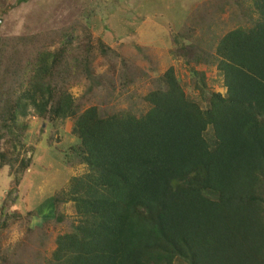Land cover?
<instances>
[{"label":"trees","instance_id":"obj_1","mask_svg":"<svg viewBox=\"0 0 264 264\" xmlns=\"http://www.w3.org/2000/svg\"><path fill=\"white\" fill-rule=\"evenodd\" d=\"M249 1L250 27L216 37L206 56L181 35L184 64L214 65L223 80L225 93H206L204 107L187 97L169 67L141 97L145 112L133 105L107 114L96 105L83 108L67 87L52 82L66 83L75 69L91 72L86 55L69 53L80 31H63L54 45L52 37L3 41L11 49L5 71L14 85L0 141L7 131L18 142V121L30 112L47 120L39 128L45 142L57 122L70 120L74 142L61 163L86 168L50 197L52 215L44 224L62 222L66 203L77 220L57 235L43 264H264V0ZM118 58L119 69L107 66L104 73L118 80V89L111 86L119 94L148 76ZM191 73L203 93L204 75ZM25 257L14 250L0 264H23Z\"/></svg>","mask_w":264,"mask_h":264},{"label":"rangeland","instance_id":"obj_2","mask_svg":"<svg viewBox=\"0 0 264 264\" xmlns=\"http://www.w3.org/2000/svg\"><path fill=\"white\" fill-rule=\"evenodd\" d=\"M250 4L249 0H0V51H4L0 101L5 105L4 109L0 106V119L7 117L6 100L7 96H12L8 87L14 85L5 71L12 56L8 53L11 49L3 41L22 37L36 43L52 37L51 45H54L60 41L58 37L63 31L72 29L80 34L68 47L69 53L86 55L91 61V72L75 69L63 79L66 83L52 82L67 87L83 108L96 105L107 114L116 109L133 110V105L136 112H145L147 105L141 97L152 89V79L169 67L174 69L187 97L204 107L206 93H225L222 77L214 65L186 66L180 46L184 39L193 40L200 54L206 56L212 52L216 37L238 26L250 27V20L255 18L249 19ZM184 33L187 34L183 39ZM118 55L126 66L130 64L133 70L148 76L142 84H133L127 92L119 94L113 89L119 84L118 80L104 73L107 66L108 70L113 65L119 69L122 62ZM192 69L204 75L203 93L195 86L193 79L197 76H192ZM98 82L100 88H97ZM31 114L18 121L23 125L18 131V142L10 141L11 135L1 131L0 257L7 255L10 259L17 250L26 255L23 264L26 259L38 258L34 264H43L42 257H49L53 252L57 235L67 232L69 223L77 220L72 203H66L60 205L62 222L43 223L52 215L50 197L54 195L44 193L48 191L47 184L54 183L51 178L56 176L51 167L63 160L74 138L72 122L66 120L57 122L46 133V142L41 140L43 131L39 128L47 126V120H37ZM43 142L47 146L39 144ZM39 158L47 161L43 163L46 167L38 162ZM23 162L28 163L24 169L21 168ZM72 167L73 175L85 173V166ZM33 210L36 216L32 215Z\"/></svg>","mask_w":264,"mask_h":264},{"label":"crops","instance_id":"obj_3","mask_svg":"<svg viewBox=\"0 0 264 264\" xmlns=\"http://www.w3.org/2000/svg\"><path fill=\"white\" fill-rule=\"evenodd\" d=\"M72 142H74V139H72ZM59 166H61V167H59ZM51 168H52V172H55V174H56V176H53L51 178L55 184L54 183L47 184L46 188L48 189V191L44 192L46 195H49V194L54 195L57 191H59L61 189H65L69 183L70 178L82 175V174H80V175L71 174L70 171L74 168L68 167L61 162L59 163L58 166L55 165ZM83 168H85V167H83ZM53 169H55L56 171H54ZM28 170L30 171V169H28ZM59 175H61V178H59ZM39 188H40V186H39ZM40 190H41V188H40ZM50 190H52V191H50ZM42 191H43V187H42Z\"/></svg>","mask_w":264,"mask_h":264}]
</instances>
